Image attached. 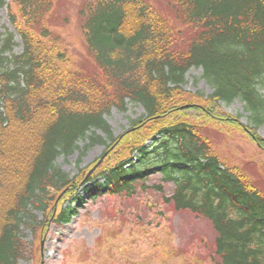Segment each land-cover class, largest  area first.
Segmentation results:
<instances>
[{
    "label": "trees",
    "instance_id": "1",
    "mask_svg": "<svg viewBox=\"0 0 264 264\" xmlns=\"http://www.w3.org/2000/svg\"><path fill=\"white\" fill-rule=\"evenodd\" d=\"M77 2L91 67L77 66L55 33L54 0H0L16 31L0 33V264L41 258L51 223L70 222L87 198L132 194L157 172L174 184L176 210L212 221L213 264H264V189L208 136L239 129L264 151V0ZM193 67L212 93L184 89ZM236 99L253 114L250 131L222 105ZM129 101L147 116L115 136L106 114ZM97 144L116 146L85 197L79 186L99 158L75 176L57 159Z\"/></svg>",
    "mask_w": 264,
    "mask_h": 264
},
{
    "label": "rangeland",
    "instance_id": "2",
    "mask_svg": "<svg viewBox=\"0 0 264 264\" xmlns=\"http://www.w3.org/2000/svg\"><path fill=\"white\" fill-rule=\"evenodd\" d=\"M77 1L54 0L52 16L60 26L54 31L68 45L77 66L91 67L92 63L86 57L89 53ZM6 32L16 33L4 6L0 8V33ZM15 40V52H21L23 45L18 34ZM183 87L192 92H213L201 67L189 70ZM245 104L240 99L231 104L222 102L225 110L240 116L244 125L255 126L253 114L246 110ZM145 116L144 106L130 101L126 111L114 107L106 114L115 136L129 129L133 120ZM229 129L225 134L218 128L210 130L208 136L215 149L264 189V151L252 144L239 129ZM258 132L264 136V123L258 127ZM80 146H84V142H80ZM105 149V144H97L83 155L80 150L69 156L62 154L57 164L75 176L81 168L96 161ZM173 190L174 184L165 183L162 175L155 173L144 185L138 184L134 194L90 198L70 222L50 224L41 258L30 252L19 264H42L43 259L44 264H213L217 232L212 221L190 209L176 210L173 202L168 201ZM39 217L43 219V214L39 213ZM25 234V240L31 244L32 232L27 230Z\"/></svg>",
    "mask_w": 264,
    "mask_h": 264
},
{
    "label": "water",
    "instance_id": "3",
    "mask_svg": "<svg viewBox=\"0 0 264 264\" xmlns=\"http://www.w3.org/2000/svg\"><path fill=\"white\" fill-rule=\"evenodd\" d=\"M105 156L106 155H104L101 159H100V161L90 170V172L88 173V175L86 176V178H85V180H87L90 176H91V174L94 172V170L102 163V161L104 160V158H105Z\"/></svg>",
    "mask_w": 264,
    "mask_h": 264
}]
</instances>
